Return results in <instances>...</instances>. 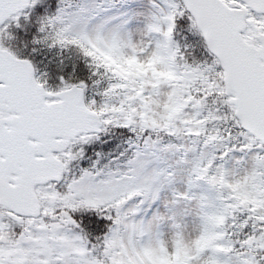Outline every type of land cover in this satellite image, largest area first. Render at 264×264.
<instances>
[{
    "label": "snow or ice",
    "instance_id": "6c2138e0",
    "mask_svg": "<svg viewBox=\"0 0 264 264\" xmlns=\"http://www.w3.org/2000/svg\"><path fill=\"white\" fill-rule=\"evenodd\" d=\"M0 264H264V0H0Z\"/></svg>",
    "mask_w": 264,
    "mask_h": 264
}]
</instances>
